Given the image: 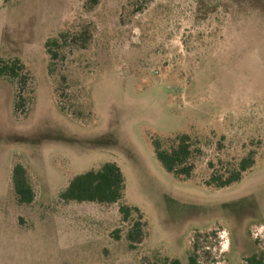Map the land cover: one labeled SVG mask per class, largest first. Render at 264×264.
I'll return each instance as SVG.
<instances>
[{"label": "rangeland", "instance_id": "obj_1", "mask_svg": "<svg viewBox=\"0 0 264 264\" xmlns=\"http://www.w3.org/2000/svg\"><path fill=\"white\" fill-rule=\"evenodd\" d=\"M64 32L84 34L51 78L45 43ZM0 57L20 58L27 77L0 79V264H188L195 246L201 264L264 261V0H0ZM190 133L207 145L180 180L153 142ZM248 151L257 162L241 182L207 186L211 164ZM106 163L148 222L135 251L118 205L58 200ZM17 164L30 206L12 189Z\"/></svg>", "mask_w": 264, "mask_h": 264}, {"label": "trees", "instance_id": "obj_2", "mask_svg": "<svg viewBox=\"0 0 264 264\" xmlns=\"http://www.w3.org/2000/svg\"><path fill=\"white\" fill-rule=\"evenodd\" d=\"M12 1L14 0H4L5 3ZM15 1L21 2L23 0ZM83 34L84 32L80 33V36ZM78 36L74 33L64 32L45 43V50L49 57L48 73L51 78L57 76L59 57L66 51L69 41L72 39L73 43L76 44L80 40V36ZM81 41L87 43L86 40ZM82 48L85 49V44ZM0 79L10 83L15 88L21 85V82L25 84L27 79L26 67L22 60L20 58L4 59L0 57ZM62 82L67 83L66 76L62 77ZM56 94H58L57 98L61 106L65 101L61 87L57 88ZM24 101V99H19L16 96V103L18 104L16 106H22ZM61 109L65 110V107H61ZM224 141L225 137H221L219 142L221 148L224 146ZM153 145L157 160L168 173L173 174L177 179L189 180L194 177L196 156L200 154L207 143L204 139L190 133L163 139L157 138ZM256 162L257 154L254 151H248L240 160H231L226 165L223 164L221 170H215L211 164L212 172L206 184L215 189H223L237 184L242 181L247 172L254 168ZM12 189L19 205L30 206L35 202L36 193L32 179L22 164H17L13 169ZM125 190L126 180L120 167L116 163H106L98 169L90 170L70 180L58 194V200L63 204L118 205V213L122 223L129 225L125 239L128 249L135 251L149 238L148 222L138 208L125 202ZM118 232L115 233L117 240L119 239ZM197 252L196 246L192 248L188 264H201ZM249 262L251 264H264V261L257 259L256 256L249 259ZM163 264L181 263L178 260L169 261L165 259Z\"/></svg>", "mask_w": 264, "mask_h": 264}]
</instances>
